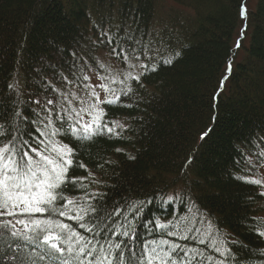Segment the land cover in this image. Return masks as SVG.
I'll list each match as a JSON object with an SVG mask.
<instances>
[{"label": "trees", "instance_id": "16d2710c", "mask_svg": "<svg viewBox=\"0 0 264 264\" xmlns=\"http://www.w3.org/2000/svg\"><path fill=\"white\" fill-rule=\"evenodd\" d=\"M167 1L180 14L167 10L166 20H158L166 27L157 25L150 40L158 50L156 60L173 63L148 73L142 86L133 84L135 94L123 101L132 107L109 106L107 119L128 125L120 138H64L87 167L71 174L91 171L99 184H89L87 191L106 193L110 209L144 201L140 216L129 214L141 240L161 238L159 231H146L145 224L172 221L177 231L200 229L202 234H186L204 242L164 238L214 258H219L214 237L235 241L237 251L248 255L251 249V258L242 264H264L259 256L264 237L258 236L264 231V197L258 185L246 182L264 170V0H248L238 49L233 41L247 0ZM155 5L156 0H0V111H40L32 100L42 105L47 99L62 100L59 94L66 87L81 89L90 71L102 74L96 56L124 65L111 53L116 44L107 40L127 33L145 42ZM183 16L189 19L181 22ZM203 133L208 135L201 140ZM65 194L83 195L71 186ZM61 219L86 235L74 221ZM0 248L7 245L0 243Z\"/></svg>", "mask_w": 264, "mask_h": 264}, {"label": "snow or ice", "instance_id": "6c2138e0", "mask_svg": "<svg viewBox=\"0 0 264 264\" xmlns=\"http://www.w3.org/2000/svg\"><path fill=\"white\" fill-rule=\"evenodd\" d=\"M240 16L247 18L246 5L241 6ZM123 40L128 46L121 45ZM107 43L116 44L111 53L121 59L125 68L119 74L105 69L107 74L97 73L101 83L83 84L87 97L77 98L73 94L74 99H79V108L73 107L68 95L61 93L62 100L47 99L43 105L39 99L32 100L31 104L40 111L31 107L23 112L18 107L0 111V243L7 245L6 249L0 248L2 264H208L213 260L215 264H242L250 259L251 249L245 255L236 250L237 242L219 237L213 238L214 252L219 258L164 238L166 235L204 242L201 237L186 234L200 229L183 226L177 231V224L172 221L156 220L154 227L145 224L146 231H159L161 238L141 240L129 214L133 219L140 216L144 201L124 202L123 206L110 209L106 193L87 191L89 184H99L91 171L87 176L71 174L76 168L87 171V167L77 158L78 150L64 143V138L71 136L79 142L104 135L120 138L128 125L109 121V106L132 107L123 101L135 94L133 84L142 86L148 73L173 63L172 59L156 60L158 50L152 47L151 40L144 42L126 33L124 37L109 38ZM235 47H240V41ZM230 70L231 61L226 72ZM83 80L89 81V77L84 75ZM223 83L222 80L221 87ZM117 84L121 87H113ZM97 88L105 93L103 99ZM33 115L35 119L31 118ZM207 135L203 133L200 139ZM260 155L264 156V152ZM246 182L264 183L260 179ZM69 186L83 195L69 198L65 194ZM260 195L264 196V192ZM61 218L74 221L86 235ZM212 227L209 223L208 229ZM258 236L264 237V231L258 232ZM244 247L240 245L241 249ZM259 256L264 258V250Z\"/></svg>", "mask_w": 264, "mask_h": 264}, {"label": "rangeland", "instance_id": "374dc122", "mask_svg": "<svg viewBox=\"0 0 264 264\" xmlns=\"http://www.w3.org/2000/svg\"><path fill=\"white\" fill-rule=\"evenodd\" d=\"M244 5H246V8H249L250 7L249 1L248 0L245 1ZM170 9H173L175 12L179 13L178 9H176V6L174 4H170L167 0H156L155 13H154V17H153L154 20H152L153 24H152L151 29L149 31L150 33H148L149 34L148 35V39L145 40V42H148L152 38L151 37L152 32H153V30L155 28L158 27L157 25H160V27H163V28L166 27V26H163L164 24L158 23L159 22L158 20L159 19L166 20V17L164 16V14H165V12H167V10H170ZM180 11L183 12L184 16H187L186 13L188 11H185V10H180ZM184 16L182 17L183 18L182 21H181V18H180L181 22H184L185 19H189V18H186ZM239 19L241 21H243V24L241 25L240 29L238 30V35L235 37V39L233 41L234 44L237 41L242 42L243 38H244V35H245L244 33H245V25L246 24L244 22V19L241 18L240 12H239ZM242 29H243V34H241L242 33ZM134 35H135V33H134ZM159 36L160 35H153V37H155L156 39H160L161 36L160 37ZM175 46H177V44H175ZM153 48H154V46H153ZM98 58L100 60V64L104 66L103 67L104 68V74L103 75L107 74L105 72V69L110 71L112 74H119L125 68V65H121L119 62H117V60L116 61L113 60V59L108 60L107 57L105 59L104 58L101 59L100 56H98V57L96 56L97 62H99ZM156 59H157V55H156ZM160 60L161 59L158 58V61H160ZM88 77H89V81H87V83H91L93 85L101 83V79L98 76H95L94 74L88 75ZM223 81L225 82V79H223ZM113 87L119 88V87H121V85L117 84V85H113ZM96 91H98L100 93V96L103 99L104 96H105V93L102 90H100L99 88H97ZM63 93L68 95L69 99L72 100V106L76 107V108L80 107V103H79V99H74L73 98V94H75V97H77V98H86L87 97V89H85L83 87L81 89H69V87H66L65 88V92H63ZM64 103H65V107H67V102H64ZM86 119H87V117H86ZM253 179H260L261 181H264V170H260L253 177ZM258 186L260 188V192H264V183H262L261 185H258ZM198 233L202 234V231L200 230V232H198Z\"/></svg>", "mask_w": 264, "mask_h": 264}]
</instances>
